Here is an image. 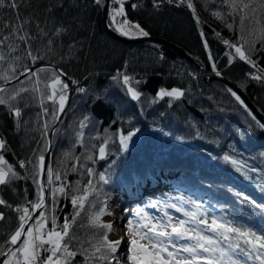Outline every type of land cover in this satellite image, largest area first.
<instances>
[{"label": "trees", "instance_id": "obj_1", "mask_svg": "<svg viewBox=\"0 0 264 264\" xmlns=\"http://www.w3.org/2000/svg\"><path fill=\"white\" fill-rule=\"evenodd\" d=\"M151 1L124 0L126 19L138 23L149 35L183 48L202 70L159 43L128 44L113 38L102 27L105 0L100 5L93 0H74L78 5L77 27L70 35L60 37L51 35L54 23L44 13L47 0H18L17 9L9 8V0H5L0 7V33L9 35L3 25L16 23L18 14L21 22L26 18L33 21L24 31L37 37L27 44L18 38L5 42L0 85L6 82L2 78L5 75L11 80L29 67L50 64L66 74L72 87L67 111L52 138L44 177L47 204L37 217L44 221L41 232L45 229L46 234L53 228L60 231L78 210L71 203L72 197L82 195L91 181L95 191L89 192L84 209L70 228L69 235L76 238L72 250L78 254L69 264H107L88 262L81 252L91 251V244L98 242L104 230L92 226L90 218L104 210L115 190L125 199V207L141 208L149 216L162 219L167 211L188 218L183 211L164 207L175 204L185 211L205 213L203 218L209 222L214 218L231 220L237 226L264 234V130L248 114L250 110L264 123V82L254 79L264 78V9L259 8L257 0H244L257 9L255 14L252 8H232L230 0H171L158 8ZM236 3L239 5V0ZM134 4L138 6L133 8ZM116 5L110 2V9ZM214 12H219L222 19ZM60 15L57 12V17ZM73 15L72 10H67L63 18L67 21ZM123 19L120 17L121 22ZM36 22L49 32V37H38ZM107 22L110 29L118 32L110 14ZM49 38L53 40L51 51L47 47ZM231 44H242L255 67L240 60ZM8 45L16 51H10ZM26 49L42 58L33 62ZM44 69L48 72L38 73L41 83L37 84V76L32 75L37 69L0 93L8 99L16 91L28 89L10 101L21 109L17 129L12 127L8 106L0 105V137L6 142V150H0V155L19 177L0 185V199L6 201V205H0L5 217L0 221V248L4 250L18 229L23 208L35 205L43 196L39 157L45 156L49 130L56 121L52 112L58 108L57 102L47 99L51 88L46 85L51 81L46 78L52 72L60 75L54 68ZM217 71L221 75L217 76ZM122 75L131 77L130 85L141 93L139 101L131 99L122 79H112ZM225 80L248 96L262 119L236 100L228 89L235 91ZM173 87L184 90V98L176 101L157 97L160 89ZM80 88L85 91L80 92ZM81 123L85 127L81 128ZM129 131L136 134L124 151L119 137ZM105 144L107 155L99 159V148ZM226 155L238 162L239 170L224 159ZM101 173L108 183L99 180ZM153 202L156 207H152ZM126 213L131 220L137 219L134 211ZM205 234L215 235L207 230ZM221 245L227 247L223 240ZM239 259L244 264H260L243 256Z\"/></svg>", "mask_w": 264, "mask_h": 264}, {"label": "snow or ice", "instance_id": "obj_2", "mask_svg": "<svg viewBox=\"0 0 264 264\" xmlns=\"http://www.w3.org/2000/svg\"><path fill=\"white\" fill-rule=\"evenodd\" d=\"M103 0H93V3L100 5ZM111 3L117 4L118 7L113 8L111 12V20L115 22L117 17H125L122 23L116 27V30L120 32L123 36H130L135 31V35L138 36H148L149 33L144 30L138 23H131L126 19V13L124 9V0H110ZM162 3L163 0H160ZM171 2V0H168ZM229 2V0H226ZM259 3V8L264 9V0H257ZM5 0H0V7H3ZM232 8L249 9L252 8L253 14L256 12V8L253 7L251 2L245 3L244 0H239V5L236 0H230ZM138 5H132L136 8ZM156 6H159L158 4ZM189 7H193L189 3ZM8 7L11 9L18 8V0H9ZM67 10H72L74 15L69 17L66 21L63 18V14ZM195 9L193 8V11ZM57 12L61 13L57 17ZM45 16L53 20L54 27L51 35L54 37H60L62 35H70L71 32L77 27L76 16L78 15V5L74 0H47L44 4ZM214 16L222 19L219 12H214ZM17 22L14 24H5L3 27L9 29V35H3L0 33V61L5 60V55L3 54L2 47L5 42L18 38L27 44L30 39H36L37 37L30 36L26 31H24L25 26L32 23L33 21L29 19H24L20 21V17L17 14ZM258 22V21H257ZM229 28L232 25H228ZM36 28L38 37H49V32L45 28L40 27L39 22H36ZM261 35L264 36V29L261 31ZM243 40V37H241ZM207 42L205 41V44ZM225 44H229V41L225 40ZM53 40L49 38L47 40L48 50L51 51V45ZM10 51H16L14 47L8 45ZM230 47L235 49V53L238 55L240 60H246L248 63L255 67V64L251 60L250 56L243 50V45L231 44ZM252 47V45H250ZM30 49V45H29ZM26 49L27 55L31 57L32 61L42 58L38 55H33L32 51ZM209 56L211 54L209 53ZM16 59H19L17 57ZM215 70V63L212 64ZM14 71V69H13ZM29 73H32L31 69H27ZM48 72V69L41 68L37 73H32V75L37 76L36 83H41L38 73ZM66 75V74H64ZM219 76L221 73L216 72ZM5 81L10 78L5 75L2 77ZM18 78V77H17ZM46 79L50 80L51 83L46 85L51 88V94L48 95L47 99L58 103L57 110L52 112V119L58 120L59 113H63L65 104L68 100V95L66 89L69 87L61 75L52 72ZM114 81L122 79L124 85H128L126 91L130 95L131 99L134 101H139L141 98V93L137 91L134 87L130 85L131 77L128 75L114 76L112 78ZM254 79L262 80L264 78L260 76H255ZM75 83V81H73ZM139 83V81H137ZM38 90V89H35ZM7 90L0 87V93H4ZM28 89H20L15 92V94L5 99L4 96H0V105H7L9 108V114L13 115L15 118L21 117V109L19 107L13 106L10 101L16 100L21 92H26ZM59 91L58 101L57 93ZM80 92H84V88L79 89ZM229 92L236 98L240 104H244L240 96L228 89ZM185 96V91L179 88H173L171 90L160 89L157 93V97L163 99L165 97H170L173 100L179 101ZM154 102V101H150ZM247 108L246 105H244ZM248 114L251 116L252 120L255 121L256 126L264 130V123H261L256 119V117L249 110ZM87 119V117L85 118ZM47 127V125H45ZM81 128L85 127L84 123H81ZM137 131H139L137 129ZM135 132L129 131L127 135L121 133L119 137V143L122 145L123 150L127 151L129 148V143L132 141V137ZM107 145H102L99 148V159H105ZM0 150H6V142L0 137ZM41 165L44 162V156L39 157ZM88 159H92L89 156ZM226 161H230L233 165H237L239 170L240 165L230 156H225ZM20 167H25L23 161L20 162ZM91 172V169H89ZM19 178L18 174L13 170L12 165L4 159L3 155H0V185H6ZM49 180H51V172L49 170L48 175ZM99 180L103 183H108V179L104 174L99 175ZM60 192L63 193L64 189L60 188ZM90 191H95L92 188L91 181H89L88 187L84 190L82 195L73 196L71 203L73 206H78V210L75 213L72 221H65L60 231L55 228L48 231L46 234L41 232L40 229L44 226V221L38 222L39 227L34 234L31 227L25 232V226L27 223L26 217L30 219L29 209L27 207L23 208L22 214L19 216L20 224L18 229L11 234L10 239L7 241L12 246H16L22 243V247L8 248L4 250L0 248V255L7 257L3 261V264H69V262L76 257L77 251L72 250V242L76 240L74 236H70L71 225L75 223L76 217L80 215V212L84 209L85 202L88 201V196ZM247 199V198H245ZM255 205V201H251ZM0 205H6V201L0 199ZM43 206V196L39 202L33 205L34 208L39 209ZM156 202H153L152 207H156ZM165 208H175L177 211H183V215L188 217V220L177 218L173 222V218L169 216L168 212H164L165 219H160L157 217L149 216L148 213L144 212L141 208L135 209L136 220H129L126 226V235L129 238V253L124 255L122 258L118 257L116 254L120 248L121 239H109L108 233L113 230L112 223H102L100 221V216L103 214H110L101 211L98 214H93L90 218V223L94 227H99L104 231L100 234L98 242L91 244V251L89 249H83L81 252L85 256L86 261H101L107 262V264H124V261H129L130 264H244V260L239 259V256H243L246 259L257 260L260 264H264V234H258L256 231L250 228H244L237 226L231 220L221 222L218 219H212L209 222L208 219L203 218L206 214L197 211H185L175 204H167ZM4 214L0 212V221L4 220ZM53 223H55V218H53ZM192 225H195L193 227ZM200 226H203L201 228ZM207 232L214 233L215 235H207ZM25 237L21 240V237ZM220 239H217L216 237ZM68 238L67 240L65 238ZM233 237L236 238V242H233ZM221 240L227 247L221 245ZM183 241V243H178ZM49 247L45 248L44 246ZM82 247V246H81ZM171 249V250H170ZM49 252L47 256H42L43 252ZM187 253L186 256H181L180 253ZM19 254V255H18ZM206 254V255H205Z\"/></svg>", "mask_w": 264, "mask_h": 264}, {"label": "water", "instance_id": "obj_3", "mask_svg": "<svg viewBox=\"0 0 264 264\" xmlns=\"http://www.w3.org/2000/svg\"><path fill=\"white\" fill-rule=\"evenodd\" d=\"M109 9H110V0H105V4H104L103 9H102V27L109 35H111L116 40H118L120 42H123V43H128V44L141 43V42H145V41L153 42V43H159L161 45H164V46L172 49L173 51H175L177 53L178 57L189 61L191 64L195 65V67L197 69L202 70V68L196 64L194 59L192 57H190L185 52V50L183 48L175 45L174 43H172L169 40H166V39L158 37V36H151V35H148L146 37L145 36L127 37V36H123L120 33L115 32L114 30L110 29L109 26H108V22H107ZM40 68H54V69H56L59 72V74L61 75L62 79L66 83H68V85H69V87L67 88V90H68V100H67V102L65 104V108H64L63 113L59 114V119L54 122V124L50 128L49 134H48L47 146H46V151H45V156H44V162H43V165H42V177H41V186L43 188V206L41 208H39V209H35V211L33 212L32 216H31V218L27 219V223H26V226H25V232H27L29 226L34 222L35 219H37L39 213L42 210H44L45 207H46L47 198H48V188H47V186L45 184L44 177H45V174H46L47 168H48V163H49V158H50V153H51V148H52V138H53V134H54V131H55L57 125L62 120L64 114L67 111V108H68V105H69V102H70V99H71V95H72V87H71V84H70L67 76L64 75V73L61 70H59L58 68H56L55 66L50 65V64H39V65H35V66H32V67H29L27 69H31L32 71H35V70L40 69ZM27 69L24 72H22L20 75H18L17 76L18 78L15 77V78H13V79H11L9 81H6L3 84H1L0 87L5 88V87L11 85L12 83L22 79L24 76H26L29 73L27 71ZM206 80H208V79H206ZM225 82H226V84L229 87H231L241 97V99L249 107V109H251L253 112H255L256 116L259 119H262L260 113L255 111V107H254L253 103L250 101V99L248 98V96L240 88H238L236 85L231 83L229 80H225ZM10 119H11V122H12V127L14 129H17L19 127V119H20V117L19 118H15L13 115H10ZM24 238L25 237L22 236L21 240H23ZM20 244H18L16 246L9 245L8 248H10V247L11 248H15V247H18ZM5 258H6L5 256L0 255V264L3 263Z\"/></svg>", "mask_w": 264, "mask_h": 264}, {"label": "rangeland", "instance_id": "obj_4", "mask_svg": "<svg viewBox=\"0 0 264 264\" xmlns=\"http://www.w3.org/2000/svg\"><path fill=\"white\" fill-rule=\"evenodd\" d=\"M116 7H118V5H116V6H113V7H111V9H110V11H109V14H111V12H112V9L113 8H116ZM110 18H111V15H110ZM113 22V21H112ZM115 25H116V27L119 25V24H121L122 22H121V20H120V17H117L116 18V20H115V22H113ZM132 23V22H131ZM135 24V23H134ZM119 32V31H118ZM120 33V32H119ZM127 37H139L138 35H135V31L133 32V34H131L130 36H127ZM173 88H176V87H173ZM173 88H163V89H167V90H171V89H173ZM66 91V90H65ZM58 96H59V91H58V93H57V100H58ZM128 206H126V207H124V209L121 211V213L123 214V217H124V220H123V226H121V230H117V234H115V232H114V237H113V234H112V232H109V234H108V238L111 240V239H121L122 238V240H123V242L121 243V245H120V248H119V250H118V252H117V256L118 257H123L124 255H126V254H128V252H127V249L129 248L128 247V236L126 235V226H127V222L131 219V218H129L128 216H127V213H126V211L127 210H131V211H134L135 212V209L137 208V207H133L132 206V208H127ZM109 210H111V212H113L112 211V209H110L109 208ZM109 210H108V207L106 206V207H104V212L105 213H109ZM169 214V216H171L172 218H173V222H175L176 221V219L177 218H179V219H184V220H188V218H182V217H180V216H176V215H170V213H168ZM110 216V214H103L102 215V217L100 218V221L102 222V223H108V219H112L111 217H109ZM159 217V216H158ZM159 218H161V217H159ZM162 219H165L166 220V217H163ZM42 220V218L41 217H39V218H37V219H35V221H34V223L32 224V226H31V228H32V230H33V232H34V234L36 233V230H37V228L39 227V224H38V222L39 221H41ZM192 226H195V225H192ZM117 229H120V227L119 226H117ZM178 243H183V241H180V242H178ZM171 250V249H170ZM180 255L181 256H186L187 255V253H183V252H181L180 253ZM124 264H130V262L129 261H124Z\"/></svg>", "mask_w": 264, "mask_h": 264}, {"label": "built area", "instance_id": "obj_5", "mask_svg": "<svg viewBox=\"0 0 264 264\" xmlns=\"http://www.w3.org/2000/svg\"><path fill=\"white\" fill-rule=\"evenodd\" d=\"M151 3L153 5V7L158 8V7L163 6L165 3H170V2H168V0H163V2L161 3L160 0H152ZM157 4L159 6H156ZM117 196H118V193L117 192H113V195L109 198L108 203H107L108 210L110 208L113 211V212H111V210H109L113 214V216L116 215V199H117ZM26 207L29 209V214H31L33 212V206L27 204ZM118 216H121V214L118 213ZM115 228H117V226H115ZM116 230H121V228L120 229H116ZM43 233H45V229L43 230ZM44 247L47 248L49 246L45 245ZM49 254H50L49 252L45 251L41 255L42 256H47Z\"/></svg>", "mask_w": 264, "mask_h": 264}, {"label": "bare ground", "instance_id": "obj_6", "mask_svg": "<svg viewBox=\"0 0 264 264\" xmlns=\"http://www.w3.org/2000/svg\"><path fill=\"white\" fill-rule=\"evenodd\" d=\"M115 234H117V230H116Z\"/></svg>", "mask_w": 264, "mask_h": 264}]
</instances>
